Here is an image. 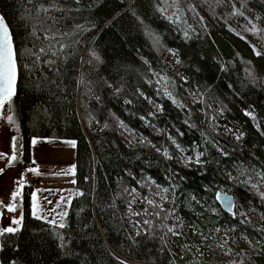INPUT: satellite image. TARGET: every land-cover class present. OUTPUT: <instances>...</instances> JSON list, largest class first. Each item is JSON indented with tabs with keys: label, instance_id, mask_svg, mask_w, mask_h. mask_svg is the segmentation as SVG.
Instances as JSON below:
<instances>
[{
	"label": "trees",
	"instance_id": "1",
	"mask_svg": "<svg viewBox=\"0 0 264 264\" xmlns=\"http://www.w3.org/2000/svg\"><path fill=\"white\" fill-rule=\"evenodd\" d=\"M0 15L24 160L34 138L75 141L78 191L60 228L25 187L0 264H264V186L248 175H264V0H0Z\"/></svg>",
	"mask_w": 264,
	"mask_h": 264
},
{
	"label": "rangeland",
	"instance_id": "2",
	"mask_svg": "<svg viewBox=\"0 0 264 264\" xmlns=\"http://www.w3.org/2000/svg\"><path fill=\"white\" fill-rule=\"evenodd\" d=\"M164 62L171 70H175L178 63V57L171 51L166 53ZM12 115L13 121L9 122L7 116ZM16 138L17 152L16 159H12V138ZM36 143L31 142V158L24 160L23 150L24 145L21 138L19 123L17 121L13 103L11 106L5 105L3 110H0V153L7 155L0 156V200L5 203H15L16 211H8L4 205H0L2 209V219L0 227L11 224L13 217H19L25 213V187H30L28 190V210L33 216L32 212V193L36 195L37 216L43 217L39 219L49 225L54 226L48 221H56V226L60 223H65L68 217L71 202L78 191L75 184V165L76 143L73 145L69 143L71 140H57L49 138H34ZM33 141V140H32ZM22 145V150L20 149ZM36 169V171H29V169ZM249 177H254L264 186V178H262V170L257 165L250 167ZM247 170V171H248ZM231 172L224 173L227 180L237 178ZM19 180H24L23 186L20 188L21 196L17 197L15 202L11 199V193L20 187ZM74 181V182H73ZM27 190V189H26ZM156 194L162 198L158 192ZM66 213L64 216L62 214ZM245 216L255 222H262L261 215L255 213L250 208L246 207L244 210ZM34 217V216H33ZM37 218V217H35ZM38 219V218H37ZM20 227L18 225H12ZM219 235L224 239H229V233L225 230L219 231ZM207 244V240H202ZM242 247L250 244L247 237L240 240ZM202 245V244H201ZM204 247V245H203ZM208 250L216 259V250L211 245H206ZM223 255V252L222 254ZM134 264V263H130Z\"/></svg>",
	"mask_w": 264,
	"mask_h": 264
},
{
	"label": "snow or ice",
	"instance_id": "3",
	"mask_svg": "<svg viewBox=\"0 0 264 264\" xmlns=\"http://www.w3.org/2000/svg\"><path fill=\"white\" fill-rule=\"evenodd\" d=\"M52 7H57V5L53 4ZM40 10L45 13L49 11V9L46 8L43 4L40 6ZM44 52H45V49L40 48L39 53H33V55L36 56V60H40V53H44ZM259 54L260 53L257 52V55ZM93 55H95V53H93ZM97 59H99V57H97ZM49 63L51 62L49 61ZM23 67L27 68L28 65L25 64ZM19 73H20V65L18 63V50L16 49L14 45L12 33L10 31L8 23L6 22L5 16L0 15V110H3L6 104L11 106L13 102V97L17 95V82L19 78ZM169 95H171V93H169ZM161 110H162V107H161ZM6 118L9 122L13 121L12 115H8ZM121 125L123 126V122H121ZM32 143L35 144L36 140L33 139ZM69 143L74 145L75 141H70ZM173 143H176V142L173 141ZM22 147L23 146L20 145L21 150H22ZM177 147H179V144H177ZM16 152H17L16 138L13 137L12 138V159L13 160L16 159ZM4 155H7V154L0 153V156H4ZM190 159L191 158H189V160ZM197 162L199 163V160H197ZM75 167H76L75 165L72 166L73 169H75ZM29 171H36V169L30 168ZM262 178H264V175H262ZM17 183L20 187H17V189L11 193V199L13 202L17 200V197L21 196L20 188L23 186L25 182L24 180H19ZM31 195H32V209H33L32 214L34 217H37L38 219H43V217L37 216L36 195L35 193H32ZM261 195L262 197H264V193H261ZM216 198L226 203L229 209L234 207L232 201L227 197V195H218ZM0 205H4L8 211H11V212L16 211L15 203H5L3 200H0ZM62 215L66 216L67 214L64 213ZM2 216H3V213H0V217ZM23 219L24 217H23V214L21 213L18 218L13 217L11 219L10 225L0 227V237H4L5 234L15 235L22 228ZM48 223H51L54 226H56V221L54 220L48 221ZM12 225H18L20 227H14ZM59 227L64 228L66 227V225L65 223L62 222L59 224ZM61 239H63V237H61ZM63 246L64 245L62 244L61 247ZM3 248H4V244L0 243V250H3ZM13 264H16V262L13 261ZM123 264H126V262H123Z\"/></svg>",
	"mask_w": 264,
	"mask_h": 264
},
{
	"label": "water",
	"instance_id": "4",
	"mask_svg": "<svg viewBox=\"0 0 264 264\" xmlns=\"http://www.w3.org/2000/svg\"><path fill=\"white\" fill-rule=\"evenodd\" d=\"M17 84H18V82H17ZM218 195H227V197L232 201L234 207H232L231 209H229V207H228V205L226 203H224L222 200H219V199L216 198ZM215 200L220 205V207L222 208V210L224 212H226L227 214H229L231 216L234 215L235 208H236V201H235V197L232 194H230V193H223V192H217L216 193V196H215ZM0 213H2L1 208H0ZM0 220H1V217H0ZM0 243H2V237H0ZM0 253H1V250H0Z\"/></svg>",
	"mask_w": 264,
	"mask_h": 264
},
{
	"label": "bare ground",
	"instance_id": "5",
	"mask_svg": "<svg viewBox=\"0 0 264 264\" xmlns=\"http://www.w3.org/2000/svg\"><path fill=\"white\" fill-rule=\"evenodd\" d=\"M223 192V191H222ZM223 193H225V192H223ZM2 210V209H1Z\"/></svg>",
	"mask_w": 264,
	"mask_h": 264
}]
</instances>
